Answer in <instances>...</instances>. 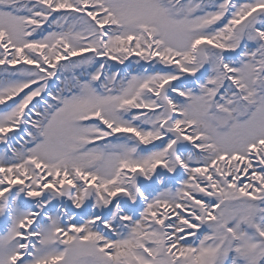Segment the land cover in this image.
Segmentation results:
<instances>
[{
    "label": "snow or ice",
    "instance_id": "snow-or-ice-1",
    "mask_svg": "<svg viewBox=\"0 0 264 264\" xmlns=\"http://www.w3.org/2000/svg\"><path fill=\"white\" fill-rule=\"evenodd\" d=\"M0 146V264H264V0H0Z\"/></svg>",
    "mask_w": 264,
    "mask_h": 264
},
{
    "label": "bare ground",
    "instance_id": "bare-ground-1",
    "mask_svg": "<svg viewBox=\"0 0 264 264\" xmlns=\"http://www.w3.org/2000/svg\"><path fill=\"white\" fill-rule=\"evenodd\" d=\"M130 59H135V58H130ZM110 63H115V61H110ZM127 63V62H126ZM3 146H0V149H2Z\"/></svg>",
    "mask_w": 264,
    "mask_h": 264
}]
</instances>
